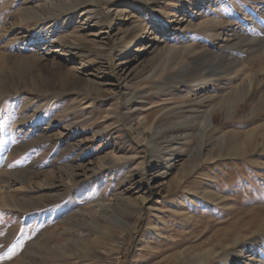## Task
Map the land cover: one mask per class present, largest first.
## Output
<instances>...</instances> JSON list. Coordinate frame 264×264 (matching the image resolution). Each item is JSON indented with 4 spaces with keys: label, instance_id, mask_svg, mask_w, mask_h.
I'll return each instance as SVG.
<instances>
[{
    "label": "rangeland",
    "instance_id": "374dc122",
    "mask_svg": "<svg viewBox=\"0 0 264 264\" xmlns=\"http://www.w3.org/2000/svg\"><path fill=\"white\" fill-rule=\"evenodd\" d=\"M110 4L0 0V264H264V0Z\"/></svg>",
    "mask_w": 264,
    "mask_h": 264
},
{
    "label": "bare ground",
    "instance_id": "6f19581e",
    "mask_svg": "<svg viewBox=\"0 0 264 264\" xmlns=\"http://www.w3.org/2000/svg\"><path fill=\"white\" fill-rule=\"evenodd\" d=\"M129 1V0H128ZM105 2H106V5H108V4H110V2H112V0H105ZM113 5V3H111L110 5H108V7H111ZM118 13V12H117ZM167 23H169V21L167 22ZM211 121V120H210ZM212 123V122H211ZM210 123V124H211ZM96 254V253H95Z\"/></svg>",
    "mask_w": 264,
    "mask_h": 264
},
{
    "label": "trees",
    "instance_id": "16d2710c",
    "mask_svg": "<svg viewBox=\"0 0 264 264\" xmlns=\"http://www.w3.org/2000/svg\"><path fill=\"white\" fill-rule=\"evenodd\" d=\"M143 226L140 225V227L138 228V232H140L142 230Z\"/></svg>",
    "mask_w": 264,
    "mask_h": 264
}]
</instances>
